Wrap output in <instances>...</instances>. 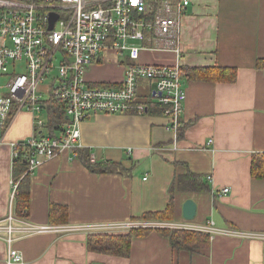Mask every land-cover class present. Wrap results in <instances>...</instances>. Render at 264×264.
Instances as JSON below:
<instances>
[{
  "label": "crops",
  "instance_id": "0c3cea01",
  "mask_svg": "<svg viewBox=\"0 0 264 264\" xmlns=\"http://www.w3.org/2000/svg\"><path fill=\"white\" fill-rule=\"evenodd\" d=\"M179 46L183 69L231 66L236 68V80H195L185 74L184 128L179 138L162 114H91L80 123L78 147L89 149L95 160L121 163L129 173L90 172L73 151H64L29 174L28 215L21 219L59 225L53 223L65 218L64 224L76 227L142 223L136 219L143 213L165 208L175 174L190 170L200 174L210 190L178 193L172 221L183 220L182 204L192 199L196 214L191 223L212 221L214 227L229 232L214 233L207 248L188 251L172 248L153 229L132 238L127 257L88 251L85 240L92 231L81 228L14 234L12 246L22 260L13 264H264V178L250 173L252 155L264 154V69L255 66L257 59H264V0H190ZM105 54L106 61L92 64L84 74L91 86L119 85L123 79L122 63L115 61L113 52ZM157 54L153 63L175 60L172 52ZM146 58L148 54L141 52L139 61ZM147 89L146 82H139L137 102L149 101ZM37 132L49 135L45 125ZM33 133V115L23 110L11 116L3 133L0 223L9 212L18 218L15 199L10 202L9 143ZM177 162L183 165L176 167ZM225 187L229 191L221 194ZM4 235L0 232V264H6Z\"/></svg>",
  "mask_w": 264,
  "mask_h": 264
},
{
  "label": "built area",
  "instance_id": "2783aa9c",
  "mask_svg": "<svg viewBox=\"0 0 264 264\" xmlns=\"http://www.w3.org/2000/svg\"><path fill=\"white\" fill-rule=\"evenodd\" d=\"M190 0H0V145L12 115L26 108L33 115L34 133L27 139L10 142L11 158L18 147L26 149L27 169L32 171L64 151H74L80 138V123L94 113L145 114L160 106L167 127L176 134L183 112L186 91L185 72L180 65L179 46L182 17ZM58 15L51 29L48 16ZM142 51L172 52L167 63H141ZM113 52L123 67V79L116 87L89 85L84 78L94 63L106 61ZM62 54L58 66L54 59ZM58 70L46 87L44 78ZM147 80L148 102H137L138 84ZM45 96V98H43ZM64 105L66 123L54 136L39 134L44 127L35 114L46 111L49 97ZM209 139L207 144H210ZM90 160L94 156L90 153ZM11 200L17 183L12 181ZM228 188L221 189L226 194ZM11 207V206H10ZM2 221V220H1ZM0 221V222H1ZM134 227H173L214 233H228L212 221L193 224L181 221H143L142 223H99L95 225H47L14 217L11 212L0 223L6 246L5 262H21V253L12 246L14 234L70 232L74 228L91 233H118Z\"/></svg>",
  "mask_w": 264,
  "mask_h": 264
},
{
  "label": "trees",
  "instance_id": "16d2710c",
  "mask_svg": "<svg viewBox=\"0 0 264 264\" xmlns=\"http://www.w3.org/2000/svg\"><path fill=\"white\" fill-rule=\"evenodd\" d=\"M255 66L258 69H264V59H257ZM188 79L210 80L221 82H234L237 77L235 67L231 66H202L195 68L183 69ZM98 87H116L118 85L100 83ZM47 115L44 121L48 133L54 136L56 132L62 130L66 123L64 105L49 97L44 105ZM151 114H162L160 106L148 109ZM182 116V114H181ZM180 116L178 121V129L176 131L177 138L183 132V122ZM26 149L18 147V155L12 158L11 174L12 181L17 183L15 194V215L18 218L27 217L29 204V173L27 169ZM81 163L90 171L97 174L104 173H120L127 174L129 171L119 162L112 160H90V150L77 147L73 151ZM176 167L183 165L180 162L175 163ZM250 173L253 178H264V154H253L251 157ZM210 190V186L200 174L186 170L184 173L175 174L173 180L168 187L169 199L165 208L161 211L143 213L138 219L142 221H166L171 222L176 211L175 197L178 193L189 192H206ZM59 209L64 210L63 207ZM54 208H51V215ZM61 219V218H60ZM66 219L55 221L53 224H64ZM157 230L164 235L172 248L177 250L194 251L197 249L207 248L209 246L211 234L198 230H184L173 227H134L126 233H91L87 234L85 245L88 251L111 254L115 256L127 257L131 249V241L135 236H143L151 230Z\"/></svg>",
  "mask_w": 264,
  "mask_h": 264
},
{
  "label": "rangeland",
  "instance_id": "374dc122",
  "mask_svg": "<svg viewBox=\"0 0 264 264\" xmlns=\"http://www.w3.org/2000/svg\"><path fill=\"white\" fill-rule=\"evenodd\" d=\"M144 51H142L143 53ZM146 54H148L149 58H146L145 61H141V63H153L152 60H154L155 62L157 61L156 58H157V53L158 52H152V51H145ZM164 54V53H163ZM62 58V54L61 53H57L56 55V58L54 59V63H55V66H58L59 62H60V59ZM58 74V70L55 68L53 69L50 74H48L44 80L40 83L42 87H46L48 86L51 78L53 76H57ZM4 78L3 77H0V81L3 80ZM143 82H147V80H144ZM45 98V96L43 97ZM23 111H26V108L23 109ZM46 115H47V112L42 110L41 113H38V114H35V117L36 118H42L43 120L46 119ZM176 221H181V220H176ZM175 222V221H174Z\"/></svg>",
  "mask_w": 264,
  "mask_h": 264
},
{
  "label": "water",
  "instance_id": "95a60500",
  "mask_svg": "<svg viewBox=\"0 0 264 264\" xmlns=\"http://www.w3.org/2000/svg\"><path fill=\"white\" fill-rule=\"evenodd\" d=\"M58 15L51 12L48 16V28L51 29L53 23L57 20ZM196 214V204L192 199H186L182 204V217L183 219L190 221L194 219Z\"/></svg>",
  "mask_w": 264,
  "mask_h": 264
},
{
  "label": "bare ground",
  "instance_id": "6f19581e",
  "mask_svg": "<svg viewBox=\"0 0 264 264\" xmlns=\"http://www.w3.org/2000/svg\"><path fill=\"white\" fill-rule=\"evenodd\" d=\"M94 160H95V158H94Z\"/></svg>",
  "mask_w": 264,
  "mask_h": 264
}]
</instances>
